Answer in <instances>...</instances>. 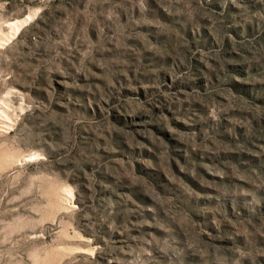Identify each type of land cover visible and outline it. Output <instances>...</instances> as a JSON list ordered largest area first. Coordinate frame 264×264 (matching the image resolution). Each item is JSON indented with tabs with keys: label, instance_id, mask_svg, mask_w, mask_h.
<instances>
[{
	"label": "rangeland",
	"instance_id": "374dc122",
	"mask_svg": "<svg viewBox=\"0 0 264 264\" xmlns=\"http://www.w3.org/2000/svg\"><path fill=\"white\" fill-rule=\"evenodd\" d=\"M0 264H264V0H0Z\"/></svg>",
	"mask_w": 264,
	"mask_h": 264
}]
</instances>
